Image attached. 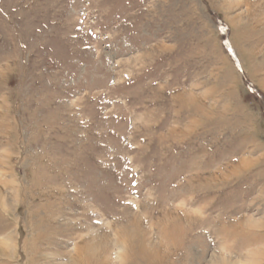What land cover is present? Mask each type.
I'll return each mask as SVG.
<instances>
[{
  "label": "rangeland",
  "instance_id": "374dc122",
  "mask_svg": "<svg viewBox=\"0 0 264 264\" xmlns=\"http://www.w3.org/2000/svg\"><path fill=\"white\" fill-rule=\"evenodd\" d=\"M0 264H264V0H0Z\"/></svg>",
  "mask_w": 264,
  "mask_h": 264
}]
</instances>
